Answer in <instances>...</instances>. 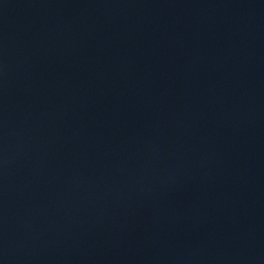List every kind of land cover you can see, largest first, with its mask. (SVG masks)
Instances as JSON below:
<instances>
[{"label": "water", "instance_id": "95a60500", "mask_svg": "<svg viewBox=\"0 0 264 264\" xmlns=\"http://www.w3.org/2000/svg\"><path fill=\"white\" fill-rule=\"evenodd\" d=\"M0 264H264V0H0Z\"/></svg>", "mask_w": 264, "mask_h": 264}]
</instances>
